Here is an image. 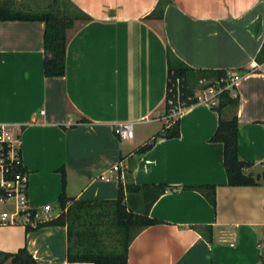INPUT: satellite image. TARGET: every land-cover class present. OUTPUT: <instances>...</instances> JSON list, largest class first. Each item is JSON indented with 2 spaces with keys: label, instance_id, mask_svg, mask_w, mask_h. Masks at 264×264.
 <instances>
[{
  "label": "crops",
  "instance_id": "obj_1",
  "mask_svg": "<svg viewBox=\"0 0 264 264\" xmlns=\"http://www.w3.org/2000/svg\"><path fill=\"white\" fill-rule=\"evenodd\" d=\"M71 1L92 20L69 32L64 77L45 76V23L0 22V125L22 136L29 208L47 220L59 215L64 191L115 200L120 181L144 186L126 191V202L160 223L136 237L128 264H263L264 183L229 186L224 145L211 141L220 119L211 105L185 109L179 138L138 150L170 125L161 115L171 51L173 66L240 75L239 154L264 173V0H168L162 19H146L161 0ZM118 123H134V136L120 138ZM161 184L177 190L153 201ZM197 186L216 187V206L185 189ZM13 213L0 209V251L27 248L38 264H69L66 227L27 233ZM209 226L212 242L202 235Z\"/></svg>",
  "mask_w": 264,
  "mask_h": 264
},
{
  "label": "trees",
  "instance_id": "obj_2",
  "mask_svg": "<svg viewBox=\"0 0 264 264\" xmlns=\"http://www.w3.org/2000/svg\"><path fill=\"white\" fill-rule=\"evenodd\" d=\"M63 6H59L61 0H54L55 8L43 12H25L15 10L9 2H0V22L23 21L43 22L46 25L44 34V73L48 78L64 77L67 74V54L69 32L75 28L77 22H88L92 19L80 11L71 0H65ZM168 0H161L158 9L146 17V19H162L164 7ZM173 53L168 51V83L166 103L164 110L166 116L171 106L169 102L175 100L185 108L199 103L198 91L210 87L223 89L217 97V105L211 108L219 114V125L211 141L224 145V167L228 177V184L232 187L258 186L264 183V173L255 175L251 169L255 163L243 161L239 154V130L240 122L236 114L240 97L234 95L232 89L226 87L225 80L228 76L226 70H196L184 63L176 66L171 64ZM258 62H264V45L257 58ZM206 83L200 86V81ZM233 114L229 117L228 114ZM169 127L163 128V132L156 135L155 139L138 150L140 155L151 150L155 143L163 139H174L181 136V120L169 119ZM25 127H22L24 129ZM22 164L15 165L13 173L29 175L22 159V151L19 153ZM65 175V174H64ZM65 185V177H64ZM153 201L167 191H176L166 184L155 185ZM144 186H126L120 181L119 196L115 200H97L69 198L64 191L58 199V216L43 220L37 218L38 211H30V221L25 225L27 233L38 231L45 227L62 226L67 228L69 264H128V253L131 244L136 237L146 228L157 225L159 220L145 213L133 211L126 202V191L141 192ZM206 195L213 206H216V187L197 186L187 187ZM10 193L0 188V200L9 198ZM207 232L202 235L209 241H213V227L205 228ZM0 264H38L27 248L17 252L0 251ZM264 264V260H263Z\"/></svg>",
  "mask_w": 264,
  "mask_h": 264
},
{
  "label": "built area",
  "instance_id": "obj_3",
  "mask_svg": "<svg viewBox=\"0 0 264 264\" xmlns=\"http://www.w3.org/2000/svg\"><path fill=\"white\" fill-rule=\"evenodd\" d=\"M264 74V68L261 69ZM240 80V75L235 72H229L225 80L227 84L224 89H232ZM206 83L205 80L200 81V86ZM223 89L210 87L199 92V103H208L209 105H217V97ZM235 95V94H234ZM169 113L166 117L169 119L178 118L185 111V107L180 102L171 100ZM134 123H118L115 128V133L122 139L131 138L134 136ZM22 151V136L13 127L7 124L0 125V188L7 190L10 193L9 198L1 199L0 201H9L16 199L15 213L10 216L11 223L18 221L19 217L23 218L25 225L30 221V211L28 203V175L14 173L13 178L9 176L13 173L15 165L22 164L19 153ZM6 219L8 213H4ZM37 218H40V213H37Z\"/></svg>",
  "mask_w": 264,
  "mask_h": 264
},
{
  "label": "rangeland",
  "instance_id": "obj_4",
  "mask_svg": "<svg viewBox=\"0 0 264 264\" xmlns=\"http://www.w3.org/2000/svg\"><path fill=\"white\" fill-rule=\"evenodd\" d=\"M1 3L9 2L11 7L15 10H22L25 12H43L49 11L56 7L54 0H0ZM65 0H61L59 6L65 4ZM57 8V7H56ZM162 122L167 121L166 111L164 110L161 115ZM16 206V199H11L9 201L0 202V209L3 211H12Z\"/></svg>",
  "mask_w": 264,
  "mask_h": 264
}]
</instances>
